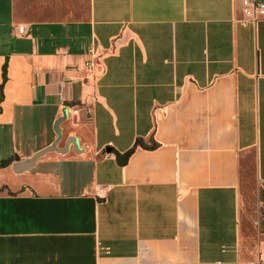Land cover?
I'll use <instances>...</instances> for the list:
<instances>
[{
    "label": "crops",
    "instance_id": "obj_1",
    "mask_svg": "<svg viewBox=\"0 0 264 264\" xmlns=\"http://www.w3.org/2000/svg\"><path fill=\"white\" fill-rule=\"evenodd\" d=\"M242 16L239 0H0V264L264 252V18Z\"/></svg>",
    "mask_w": 264,
    "mask_h": 264
},
{
    "label": "built area",
    "instance_id": "obj_2",
    "mask_svg": "<svg viewBox=\"0 0 264 264\" xmlns=\"http://www.w3.org/2000/svg\"><path fill=\"white\" fill-rule=\"evenodd\" d=\"M243 12V16L238 20L243 25L257 24L264 18V0H239ZM20 31H24V26L20 27ZM91 58L86 62V69L89 73L83 76V81L88 82L94 77V69L97 63V53L95 48L89 50ZM248 264H264V252H260L258 256L248 262Z\"/></svg>",
    "mask_w": 264,
    "mask_h": 264
},
{
    "label": "rangeland",
    "instance_id": "obj_3",
    "mask_svg": "<svg viewBox=\"0 0 264 264\" xmlns=\"http://www.w3.org/2000/svg\"><path fill=\"white\" fill-rule=\"evenodd\" d=\"M80 3H83V1L84 0H78ZM252 167V166H251ZM250 173V179H249V182H252L253 184L250 186V188H248L249 189V194H248V196H249V199H251V201H252V205H253V194H254V192H255V189H256V187H255V180H254V175H253V172H252V170L249 172Z\"/></svg>",
    "mask_w": 264,
    "mask_h": 264
},
{
    "label": "water",
    "instance_id": "obj_4",
    "mask_svg": "<svg viewBox=\"0 0 264 264\" xmlns=\"http://www.w3.org/2000/svg\"><path fill=\"white\" fill-rule=\"evenodd\" d=\"M49 150H52V148H46V149H44V150L38 152V153H37V154H36V155H35V156L29 161L28 165L34 163L35 160H36L39 156H41L42 154H44L45 152H47V151H49Z\"/></svg>",
    "mask_w": 264,
    "mask_h": 264
},
{
    "label": "trees",
    "instance_id": "obj_5",
    "mask_svg": "<svg viewBox=\"0 0 264 264\" xmlns=\"http://www.w3.org/2000/svg\"><path fill=\"white\" fill-rule=\"evenodd\" d=\"M7 78V65L4 66V80Z\"/></svg>",
    "mask_w": 264,
    "mask_h": 264
}]
</instances>
